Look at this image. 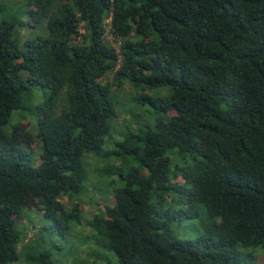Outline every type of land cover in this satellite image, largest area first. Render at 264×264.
<instances>
[{
    "label": "trees",
    "instance_id": "trees-1",
    "mask_svg": "<svg viewBox=\"0 0 264 264\" xmlns=\"http://www.w3.org/2000/svg\"><path fill=\"white\" fill-rule=\"evenodd\" d=\"M126 85L167 88L133 100L150 102L154 123L138 114L119 123ZM36 88L50 91L38 136L26 122L6 134ZM88 155L118 165H105L104 201L89 216L81 197L98 192L88 189ZM25 210L65 236L91 231L92 248L73 264L255 260L264 250V0H3L0 264H53L22 241Z\"/></svg>",
    "mask_w": 264,
    "mask_h": 264
},
{
    "label": "rangeland",
    "instance_id": "rangeland-1",
    "mask_svg": "<svg viewBox=\"0 0 264 264\" xmlns=\"http://www.w3.org/2000/svg\"><path fill=\"white\" fill-rule=\"evenodd\" d=\"M2 1L3 0H0V4ZM14 3H19V0H14ZM24 20L28 22L29 18L26 16L24 17ZM109 40L114 42L113 36H109ZM115 46H117L116 42ZM166 91L167 88H160L153 90L145 89L144 91L138 92L136 89L132 90L129 85H126L118 92V96L116 94L115 99L117 113L120 115V118H118L119 123L123 122L122 120L124 117L129 120L133 117V114L142 116L141 124L154 123L157 119V115L150 102L144 100L142 105H136L133 100L141 95L154 98L158 95H165ZM49 97L50 91L43 88L33 89L29 94L25 95L23 98V109L12 115L10 122L4 129L5 133L10 134L17 124L26 122L29 124L31 132L37 137L38 120L40 118L37 111L38 108L49 99ZM113 135L114 137H117L116 134L113 133ZM36 144H38V147L35 148L30 156L34 162V166H38L41 163L42 154V142L39 138H37ZM107 163L109 167H112L113 165L118 166L110 161L102 163L97 156L94 157L88 155L86 160V166L89 172L88 189L98 192L92 195L91 192L87 194L88 196L83 195L81 197V202L85 201L87 204V210L84 211L87 216L98 212V207L94 205V202L95 204H103L105 194L104 192L99 191V188L101 189L103 186L107 187L106 181L103 178V174H105V165L107 166ZM46 227H48V229H46ZM18 230L21 233V239L23 242L25 240L27 242L30 241V245L34 247L37 254L48 252L52 256L53 264H73L76 258V251H80V256L85 258V251H89L88 249H90V246L92 248V242L90 241L89 243L88 238H86L91 233L88 228L78 225L73 229L76 230L75 232L77 236L62 235L58 228H51L50 223L45 221L42 213L37 210L24 211L23 220H21ZM35 234H37L36 237ZM254 254L256 255L255 260H251L252 262L242 260V264H264V250L257 249L254 251ZM12 264H35V262H28L24 257L20 256V259Z\"/></svg>",
    "mask_w": 264,
    "mask_h": 264
}]
</instances>
